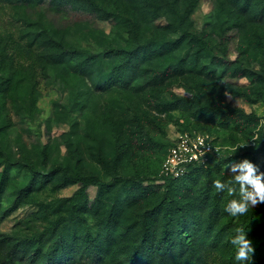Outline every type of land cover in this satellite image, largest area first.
<instances>
[{
    "label": "rangeland",
    "instance_id": "1",
    "mask_svg": "<svg viewBox=\"0 0 264 264\" xmlns=\"http://www.w3.org/2000/svg\"><path fill=\"white\" fill-rule=\"evenodd\" d=\"M94 1L104 10L87 0L0 7V260L12 244L41 236L40 264L63 234L74 238L68 263L90 264L74 212L82 185L65 168L104 182L122 177L100 194L89 186L77 212L102 248L99 264H137L144 233L161 234L165 199L195 225L193 264H234L228 240L237 224H248L250 264H264V203L239 218L225 211L240 195L232 165L249 159L264 172V0ZM123 47L142 53L130 62L106 54ZM65 50L78 52L63 62L50 53ZM86 54L95 58L82 72ZM120 64L127 73L112 83ZM192 130L217 138L221 157L168 182L166 149ZM24 255L14 264H28ZM180 256L168 264H188Z\"/></svg>",
    "mask_w": 264,
    "mask_h": 264
},
{
    "label": "trees",
    "instance_id": "2",
    "mask_svg": "<svg viewBox=\"0 0 264 264\" xmlns=\"http://www.w3.org/2000/svg\"><path fill=\"white\" fill-rule=\"evenodd\" d=\"M8 1L12 0H0V7L4 6L6 3H9ZM17 1H28V2H35L40 3L42 0H17ZM93 9L95 10H104L102 6H100L97 2L94 0H87ZM1 10V8H0ZM9 43V44H8ZM11 41H7L5 45H10ZM153 42H149L152 44ZM9 47V46H8ZM148 47V46H146ZM166 49H169V45L166 44L162 46ZM16 51V50H15ZM78 51L75 50H65L61 52H53L50 53L53 55V58L57 62H63L68 55H74ZM25 50L23 48L19 47V50L16 52V55L21 57H25ZM140 51L137 50H130L129 48L123 47V48H112L110 50L106 51L107 55H113L119 58H122L123 60L132 61V59H137L140 55ZM146 51L143 52V55H145ZM32 54V53H31ZM30 54V55H31ZM41 56V55H39ZM95 58V55L93 54H86L83 58V62L78 66L79 69L84 72L85 67H89L88 60ZM32 67L35 69L39 68V61L38 59H32L31 60ZM117 69L119 70L117 73ZM127 70L124 68L123 64H120L116 68V73L114 76L111 74H108L107 79L109 78V81H112V83H120L121 82V76L126 74ZM114 79V80H113ZM189 132H194L189 131ZM205 132H203L204 134ZM215 143L220 145V141L217 140V138L213 139ZM172 145V142L168 145L166 152L163 156L162 162L165 158V155L169 149V147ZM223 151H221L220 154L215 155L211 158V161L207 166H201V165H191L189 168V171L187 174H185L183 177L180 178H165L168 182H178L182 180H187L189 178H193L198 173L209 170L212 168L214 163L218 160V158L221 157ZM162 162L160 165V170L162 166ZM34 169V167H31ZM63 169L64 175L67 180H70L72 182L81 183V193L79 195L78 201L76 205H74V212L76 213V216L78 217L79 221L82 224V231H83V238L86 244V248L89 255L90 264H99L101 260H99V254L102 251V248L100 247V244L97 241L96 236L94 235L92 231V227L90 223L88 222V219L86 216L82 214H78V210H80L81 205L86 200L87 194L85 193V190L91 185H95L98 188L99 194L102 193V191L105 188H108L112 185L113 182L122 179V177H116L111 180L110 182H104L96 175H86V176H80V175H70L68 174L67 170L65 168H59ZM160 207L163 208V214L161 217V234L159 237L155 235H150L148 233H144V237L148 242L145 244V246H138L136 251H139L140 258L136 260L137 264H168V256L169 255H176L179 253V255L183 256L185 254L186 260L188 264H193L194 259L193 256L196 254V239L192 237V232H194V226H190L187 224V219L185 215H183L181 212L173 211L172 205L170 202L165 200H162L160 203ZM195 224V222H192ZM246 225V230L248 231V224ZM145 230H148V228H145ZM63 235V234H62ZM60 236L62 237L60 242L54 243L50 250H47L45 252L46 256L43 258V260L40 262V264H70L68 261L72 258V252L74 250V238L71 236ZM41 243V236H35L32 238V242L24 246L25 248H21L19 246L20 244H12L11 250L7 252V255L5 259L0 260V264H14L15 260L17 259L15 256L18 254L19 250L24 249L25 255L24 257L26 260H28V264H36L37 260L39 259L40 252H43L42 246H39ZM33 247L38 244V247L35 248L33 253L29 254L27 252V248L29 245H32ZM18 247V248H17ZM18 249V250H17ZM17 250V251H16ZM233 253L234 248L232 247ZM180 256V257H181ZM182 258V257H181ZM172 264H179L176 261H172ZM72 263V262H71ZM169 264H171L169 262Z\"/></svg>",
    "mask_w": 264,
    "mask_h": 264
},
{
    "label": "clouds",
    "instance_id": "3",
    "mask_svg": "<svg viewBox=\"0 0 264 264\" xmlns=\"http://www.w3.org/2000/svg\"><path fill=\"white\" fill-rule=\"evenodd\" d=\"M243 145V144H240ZM233 152L236 151V149ZM257 165L249 159L233 164L232 171L238 174L234 179L239 182V198L231 199L225 206V211L233 218H239L247 214L250 208H254L259 203H264V172H257ZM217 190L225 188V184L220 179L215 181ZM235 189H229V192ZM229 244L234 248V264H250L254 253L253 241L249 238L246 225L237 224L230 235Z\"/></svg>",
    "mask_w": 264,
    "mask_h": 264
},
{
    "label": "built area",
    "instance_id": "4",
    "mask_svg": "<svg viewBox=\"0 0 264 264\" xmlns=\"http://www.w3.org/2000/svg\"><path fill=\"white\" fill-rule=\"evenodd\" d=\"M222 146L200 132H184L169 147L161 166L163 178H180L191 165L207 166L211 158L222 151Z\"/></svg>",
    "mask_w": 264,
    "mask_h": 264
}]
</instances>
